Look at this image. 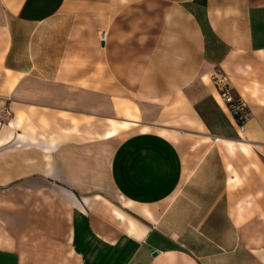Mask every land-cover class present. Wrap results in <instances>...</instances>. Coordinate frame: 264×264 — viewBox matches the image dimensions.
Masks as SVG:
<instances>
[{
	"label": "crops",
	"instance_id": "0c3cea01",
	"mask_svg": "<svg viewBox=\"0 0 264 264\" xmlns=\"http://www.w3.org/2000/svg\"><path fill=\"white\" fill-rule=\"evenodd\" d=\"M0 264H264V0H0Z\"/></svg>",
	"mask_w": 264,
	"mask_h": 264
},
{
	"label": "built area",
	"instance_id": "2783aa9c",
	"mask_svg": "<svg viewBox=\"0 0 264 264\" xmlns=\"http://www.w3.org/2000/svg\"><path fill=\"white\" fill-rule=\"evenodd\" d=\"M105 33L100 34L101 41ZM212 82L216 88L218 101L223 105L232 121L239 131H242L244 123L249 118L247 102L241 96H234L226 78L216 71L211 75Z\"/></svg>",
	"mask_w": 264,
	"mask_h": 264
},
{
	"label": "water",
	"instance_id": "95a60500",
	"mask_svg": "<svg viewBox=\"0 0 264 264\" xmlns=\"http://www.w3.org/2000/svg\"><path fill=\"white\" fill-rule=\"evenodd\" d=\"M153 254H155V252H153Z\"/></svg>",
	"mask_w": 264,
	"mask_h": 264
}]
</instances>
